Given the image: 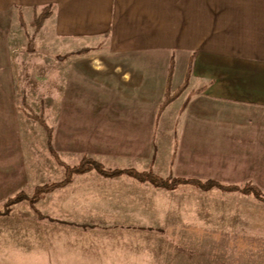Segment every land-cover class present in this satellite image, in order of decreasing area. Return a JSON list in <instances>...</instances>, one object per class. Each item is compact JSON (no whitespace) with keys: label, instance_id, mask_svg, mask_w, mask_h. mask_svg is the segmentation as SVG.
I'll return each mask as SVG.
<instances>
[{"label":"crops","instance_id":"0c3cea01","mask_svg":"<svg viewBox=\"0 0 264 264\" xmlns=\"http://www.w3.org/2000/svg\"><path fill=\"white\" fill-rule=\"evenodd\" d=\"M45 8L38 34L53 47L114 62L70 67L71 90L89 91V76L100 84L92 98H72L55 125L65 143L54 136V149L68 165L87 157L106 170L218 182L223 155L264 163V0H0V24L20 25V14L30 25ZM190 60L187 87L158 116L171 61L173 94ZM200 191L74 175L37 202L47 220L39 260L187 264L190 196Z\"/></svg>","mask_w":264,"mask_h":264},{"label":"rangeland","instance_id":"374dc122","mask_svg":"<svg viewBox=\"0 0 264 264\" xmlns=\"http://www.w3.org/2000/svg\"><path fill=\"white\" fill-rule=\"evenodd\" d=\"M40 29L0 24V264L41 263L39 224L47 220L43 217L41 222L37 216L39 200L32 208L29 199L36 186L60 182L65 177L64 168L49 152L44 128L29 115L44 118L52 131L53 149L54 136L63 146V133L59 129L56 134L55 125L63 127L61 118L69 113L72 98L77 99L79 94L92 98L97 91L95 83L100 84L98 76H89L94 79L91 83L89 78V91L71 90V65L114 63L110 58L106 61L84 52L72 56L48 43L47 37L38 34ZM73 77L75 82L77 77L88 75ZM255 157L223 155L221 173L215 180L222 185L250 183L264 196V168H257L264 163L251 162ZM20 192L26 198L5 213L6 201ZM189 230L190 234L184 236V246L188 242L189 247L187 264H264V202L252 195L217 187L192 193Z\"/></svg>","mask_w":264,"mask_h":264},{"label":"trees","instance_id":"16d2710c","mask_svg":"<svg viewBox=\"0 0 264 264\" xmlns=\"http://www.w3.org/2000/svg\"><path fill=\"white\" fill-rule=\"evenodd\" d=\"M49 15H50L49 8L43 9L40 14H38L34 17L33 21L30 23V26L34 27L35 30L40 29V27L44 23L45 19H47L49 17ZM19 23L22 27H25V25H26L20 14H19ZM191 62L192 61L190 60V62L188 64V68L186 70L185 80H184L183 84L173 94H171L170 86H171V79H172V75H173V62L171 61L170 67L168 70V77H167L166 90H165V99L162 102V104L159 106L158 116H160L161 113L164 111V109L167 107V105L171 101H173L187 87L189 75L191 72ZM29 116L31 118H33L34 120H36L44 128V130L47 134V138H48L49 152H50L51 156L54 158V160L56 161V163L58 165H60L61 167H63L65 170V177L62 181L35 187L34 193H33L32 197L29 199L32 208H34V204L41 198V196L43 194L48 193V192H50V191H52L58 187H61V186H64V185L70 183L74 175L83 174V173H86V172L91 171V170H95L100 175H102L104 177H109V178L120 176L122 174H126L130 177L135 178L136 180H138L140 182H149L152 185H154L155 187H161V188H165L168 190L175 189L179 185L185 184V183L192 184V185H194V186H196L202 190H208L211 187H217L221 191L238 192V193H241L243 195H252L256 199L264 202V196H262L261 191L256 186H254L253 184H250V183H247L244 186L222 185V184H220L216 181H213V180H207L205 182H202V181H199L196 179L161 178V177L157 176L156 174H154L152 171L138 172V171L133 170V169L106 170L102 166V164H100L99 162H96L92 159H89V158H82V160L79 162V164H77L75 166L66 165L64 162H62L60 160V158L58 157L55 150L52 148V146L50 144L52 131H51V128L48 127L47 124L45 123L44 118L43 117H37V116L32 115V114H30ZM25 198H26V195L23 192H20L19 194H17L16 196H14L12 198H9L6 201L7 210L5 211V213L8 212V208L11 205L19 203L20 201H22ZM35 211L37 213L38 218L42 219L43 216L37 210H35Z\"/></svg>","mask_w":264,"mask_h":264}]
</instances>
